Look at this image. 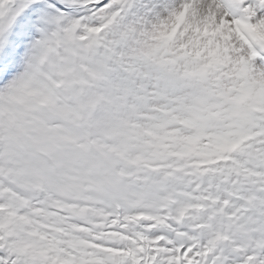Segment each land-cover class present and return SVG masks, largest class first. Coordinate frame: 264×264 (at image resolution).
Segmentation results:
<instances>
[{
    "label": "snow or ice",
    "instance_id": "obj_1",
    "mask_svg": "<svg viewBox=\"0 0 264 264\" xmlns=\"http://www.w3.org/2000/svg\"><path fill=\"white\" fill-rule=\"evenodd\" d=\"M0 264H264V0H0Z\"/></svg>",
    "mask_w": 264,
    "mask_h": 264
}]
</instances>
